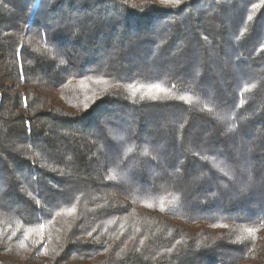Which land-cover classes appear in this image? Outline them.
I'll return each mask as SVG.
<instances>
[{
	"label": "trees",
	"instance_id": "1",
	"mask_svg": "<svg viewBox=\"0 0 264 264\" xmlns=\"http://www.w3.org/2000/svg\"><path fill=\"white\" fill-rule=\"evenodd\" d=\"M0 264H264V0H0Z\"/></svg>",
	"mask_w": 264,
	"mask_h": 264
},
{
	"label": "snow or ice",
	"instance_id": "2",
	"mask_svg": "<svg viewBox=\"0 0 264 264\" xmlns=\"http://www.w3.org/2000/svg\"><path fill=\"white\" fill-rule=\"evenodd\" d=\"M162 3L168 5H174V6H178L180 4V0H161ZM63 62V61H62ZM158 88V90L160 91H166L165 89H163L160 86H155ZM253 87H255V85L252 86H245L244 91H250ZM181 99H185L184 97H181ZM211 111V109H209ZM163 210V209H162ZM220 226H226V225H220ZM41 230H43V226H41ZM243 232H246L249 234V236H251L253 233H255L257 231V229L254 228H245L242 229Z\"/></svg>",
	"mask_w": 264,
	"mask_h": 264
}]
</instances>
